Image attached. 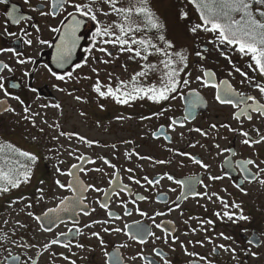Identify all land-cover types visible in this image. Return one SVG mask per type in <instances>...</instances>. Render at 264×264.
<instances>
[{
    "label": "flooded vegetation",
    "instance_id": "af4514ba",
    "mask_svg": "<svg viewBox=\"0 0 264 264\" xmlns=\"http://www.w3.org/2000/svg\"><path fill=\"white\" fill-rule=\"evenodd\" d=\"M174 1L178 6H180L181 2L189 13V19L181 21V32L186 42L185 44L180 43V45H176L175 50L179 51L181 49H186L190 54L189 68L186 70L192 73L190 77L192 81L190 87L198 89L201 96L206 101V105H201L200 108L193 113L195 119H190L185 122V127L183 128L177 127L175 132H172L168 128V118L175 117L183 121L184 116L187 115L186 101L177 99L157 104L144 98L132 101L128 105H121L111 98H98L91 89V84L95 80V74L91 73L88 67L77 69L76 71L80 75L91 76V80H82L80 83L69 81L67 85H65L63 82L50 78L42 65L49 64L50 67H53V69L58 72L71 70V66H66L64 70L57 69L52 63V56L55 52V44L59 34H53L48 29L49 27L58 26L59 20L63 19V17L43 18L39 15L38 11L32 10L34 8H39L45 0H30L29 4H25L24 0H9L7 6L0 5V47H17L27 55L34 56L37 60L35 65L29 64L21 66L15 63V58L12 57L11 53L0 54V60L10 63L15 69L13 73L5 72L4 75L9 78L10 83L20 84L18 88H10V91L15 95H20L21 99H23L26 104H31L33 111L39 110L38 105L48 102H59L62 106V110L53 108L40 110L41 117L36 118L37 120L41 121L42 119H46L48 122H53V124L59 123L60 128H52V132L44 130V132L41 133L38 131L37 134L40 137L32 142L19 132L8 134L7 129L12 128L7 126L8 124L13 125L15 122L17 125L19 124L24 128H29L26 124L31 122L22 119L24 115L23 106L15 100L5 98L3 94L0 93V100L7 99V104L11 105L16 110L15 113L0 111V145L12 144L22 151L35 153L39 157V151L42 149L45 154L50 155L49 158L47 157V160H39L33 169L35 170L37 167H41L49 172L48 175L44 172V178L36 179L29 188H27V186H29L27 183L8 192L9 195L15 196L14 198L18 200L21 197L18 195L20 192L24 193L22 197H27L25 200L26 202L21 206L22 211L14 213L17 219L15 220V228L12 233L13 238L11 241L15 240L17 244L23 243L24 245H35V247H18L10 243L7 249H5V253L1 255V264H71L72 260H75L76 264H104L105 257L99 241L91 236L93 231L101 233L105 239L109 252H112L116 245H128L126 248L119 249L121 255L125 258V264H145V262L139 259L135 261L129 259L131 256L136 255L141 249H143L145 256L149 259L156 260L157 264H163V261L160 260L159 257H155L152 251L153 248L160 249L166 253L170 264H208V260H210L212 264H236L235 258H228V252L218 248L214 252L213 249L220 244L230 246L231 248L236 244L245 245L248 249L253 250L260 249L264 245V243H261L259 247L256 246L260 241H264V235L260 232V227L264 222V207L258 201V199L260 200L261 196L264 195V185L260 184L263 188L262 192L250 198V195H247V191L246 193L240 192V190L235 187V184H242L246 190L247 187L259 183H248L244 181L243 174L235 168L234 164L229 165L224 163L225 157L232 161L244 158L256 159V153L259 154L260 160H264V145H259L255 149L249 148L240 143L242 137L235 136L227 129H219L218 132L211 130L210 125L213 123L217 125L221 123H230L232 127H240V122L232 119V114L238 112L240 109L233 108L231 105L219 104L214 99L215 89L203 88L200 86L199 82L195 80V76L201 74L199 69L202 66L210 68L216 72L217 80L228 79L237 92L255 95L258 100L264 102V97H261L254 88L249 87L247 83L243 85L240 83L242 77L239 73L233 71L232 66L235 65L239 67L250 76L258 74L253 73L248 68L250 57L241 56L237 51L228 52V55L231 56V64L221 56L219 52H211L208 54V58L205 61L197 63L194 51L198 44L201 46L206 45L207 40L211 39V34L201 32L197 35H193L188 32L187 29L190 28L192 24L200 22L198 13L195 8L188 3V0ZM12 4L17 6L21 14L31 15L33 20L30 22H22L19 25L9 23L7 25L8 31L17 33V37H19L23 35L20 31L21 29H27V31L34 33V29L30 27V25L34 23L39 24L42 29L41 38L49 40L52 47L38 45L26 47L17 37L4 35V12L7 8H10ZM44 10H47V8ZM83 31L84 29L81 32L83 33ZM137 35L139 36L141 33ZM148 35L157 37L159 33L153 30ZM87 46V39L82 40L80 47H78L75 53L74 62H82V58L86 55L83 49ZM207 46L211 48V45ZM108 47L113 52L114 57L119 53L118 49H112L111 46ZM95 55L100 56L102 54L95 53ZM111 64L99 67L101 70V79L103 81H106L104 73L107 75L108 73H112L114 76ZM33 68H35L36 71L32 74L31 78L23 75L26 69L30 70ZM229 72H232L231 76H229ZM159 81L160 74L158 73L155 84L159 85ZM141 83L145 86L148 85L147 83H143L142 80ZM25 85L37 87L39 89L38 93L33 94L29 92ZM53 85L66 88V92L57 91ZM113 85L115 86V82H113ZM69 92H71L72 95H69ZM37 95L40 97L39 99L36 98ZM77 95L83 97L84 100L77 101L75 99ZM233 98L237 101L239 100V96H234ZM189 99H191V97H189ZM85 100L86 102H84ZM101 104L104 106L103 109L100 107ZM2 107H4V105H0V108ZM241 108H243V105H241ZM162 109H168V111L158 118L153 116L151 119L141 120L142 116H152L154 112H160ZM82 112L84 115H81ZM253 116L254 119L252 121H248L244 117L241 119L243 120L244 130L249 131L251 135L255 136V129H260L264 132V118L257 116L255 113H253ZM117 117H124V119H117ZM161 125H164L163 132L170 135L171 140H165L163 138V134L160 131ZM197 127L208 131L209 135L205 137L195 131H190V129ZM60 131L66 133H79L88 139L97 140L100 143L89 147L79 142L75 137L69 139L67 136H59ZM153 132H156L160 138H154L152 135ZM181 133H183V136H181ZM54 136L59 138L53 139ZM223 137H227V139ZM125 141H131L132 143H125ZM197 141H199L198 144ZM216 143H219L222 148H232L237 154L236 157H232L229 153L218 156V150L213 146ZM113 144L116 145L115 149L112 148ZM191 144H196V147H190ZM133 149H135L140 156H150L153 160H170L171 163L154 165L152 160H142L135 155H133L131 159H128L125 153L131 152ZM168 149L187 151L202 157L211 167L208 172H206L198 165L193 164L187 157L176 155L175 151L170 152ZM69 151H75L77 155L83 154L86 157L96 160L95 164H85L84 166L86 168L100 167L103 169V172L90 171L86 175L79 173L78 170L77 172L85 185L93 184L96 187L105 189L108 192V196L105 197L103 192L87 191L85 193L86 200L80 207L89 211L90 215H77L76 213L62 214V219L65 223L60 224L58 227L52 226L53 230L51 232H44L40 229L35 219L30 217L28 213L32 212L35 215H41L47 208L55 207L59 203L60 197L71 195L69 192L56 187L54 183L55 179H60L66 183L69 177L58 176L57 174L53 175L52 173V170H55L58 164V160L55 159L57 155L61 156L59 161H63V164L59 165L62 169L66 170L71 164L78 163L74 156L68 155ZM100 156H105L111 160L119 169V178L111 186L109 185V180L114 170L104 165L103 162L98 159ZM20 159L23 163V158ZM127 168L134 169V172L131 174L128 173L125 171ZM224 171L230 174V178L226 177L218 181H210L208 179L209 172L212 175H222ZM165 172L180 179L193 175L202 177L204 183L209 185L207 189L209 194L215 192L218 193L220 197L227 200L229 204L233 201L241 204L244 209V214L250 216V221L233 223L226 218L222 220L215 216L216 212L224 211L223 205L219 200L213 197V200L210 201L207 198L195 197L191 194L188 195L187 199L181 197L178 201L180 208L168 213V207L173 206V201H176L177 196L181 195L180 186L164 179L155 187L150 188L146 184L141 187L128 180L129 175H135L138 179H141L145 175L149 178H156L163 175ZM41 180L45 181L44 187L47 194L44 200L37 202L35 194H37L36 189ZM141 183H144L142 179ZM124 185L129 186L130 193L120 191ZM172 188H175L176 191H170ZM196 190L204 192L205 188L201 185H197ZM114 191H120V195L117 197L113 194ZM53 192L56 193L53 194ZM137 195H145L148 197L146 201H137L141 210L148 211L150 214L154 211L167 213L164 216L157 217L156 220L158 223L164 221L165 227L171 229L172 234L179 237V241L173 244L170 238L168 244H165L163 239L154 242L150 239L146 245H139L129 240L123 233H104L102 231L104 227L123 228L124 223L131 224L133 220H140L145 225L151 226V220L139 216L135 212L134 206L129 202L131 199H136ZM245 196L253 202V207L249 204H245V201H243ZM158 197L159 200L157 199ZM98 201L108 203L109 208H101ZM121 201L128 202L129 209L133 211L132 216H124ZM28 203H32L33 207H27ZM254 203L256 206H254ZM91 209H95V211H91ZM109 210L122 217V219H112L109 224L93 225L91 228L84 227V225L92 224L94 220L104 221L110 219L107 215ZM228 210L238 211L231 208ZM3 214H5V211L0 212V215ZM209 220L214 223H206V221ZM17 222H19V224ZM75 222H78V227L82 230L81 233L78 234L75 229H73L71 233H68V229L72 228ZM20 225L23 226L21 227ZM193 229H196V231L193 232ZM152 231H154L157 236L163 238L164 233L161 230L152 228ZM62 232L67 233V235L59 236L58 234ZM221 232L227 236H231L232 239L225 240L221 238ZM52 239H59L60 243L53 245L49 250L45 251L42 246ZM249 239L253 240V244L250 245L248 243ZM198 241L201 243H197ZM76 243L83 244L85 247L77 248L75 247ZM181 243H183L184 247H181ZM63 244H71V247L65 248ZM10 246L11 248H9ZM185 248L187 249V253ZM9 252L13 256H19L20 259L16 262L7 260L6 257H8ZM60 253L67 256L68 260L63 259ZM191 253L198 255H190ZM53 254H55V256H53ZM200 257H207V260H201ZM243 263H245V261H243ZM248 264L253 263L248 262ZM258 264H264V260Z\"/></svg>",
    "mask_w": 264,
    "mask_h": 264
},
{
    "label": "snow or ice",
    "instance_id": "6c2138e0",
    "mask_svg": "<svg viewBox=\"0 0 264 264\" xmlns=\"http://www.w3.org/2000/svg\"><path fill=\"white\" fill-rule=\"evenodd\" d=\"M24 3L29 4L30 0H24ZM188 3L197 11L200 22L192 24L187 31L193 35H197L201 32L211 34V39L207 40L206 45H197L194 51L195 57L197 58L196 62L200 63L201 61H205L208 58V54L211 52H219L220 55L228 60L230 64L231 56L228 55L229 51H237L241 56L250 57L248 68L258 75L250 76L247 72L242 71L235 65L232 66L233 71L239 73L242 77L240 81L242 85L247 83V85L254 88L261 97H264V79H262L264 78V0H188ZM8 4L9 0H0V5L7 6ZM122 5L123 0H45L39 8L32 9L33 11H38L39 15L43 18L63 17V19L59 20L58 26L49 27L48 29L53 34H59L58 40L55 44V52L52 56V63L57 69L64 70L66 69V66H71V70L58 72L54 70L53 67H50L49 64H44L42 67L50 78L63 82L65 85H67L69 81L80 83L82 80H91V76L80 75L76 71L77 69L88 67L90 72L95 74V80L91 84V89L97 97L103 99L111 98L121 105H128L132 101L144 98L157 104L177 99L186 101L187 115L184 116L183 121H180L175 117L168 118V128L172 132H175L177 127L183 128L185 127V122L190 119H195L193 113L199 109L201 105H206V101L201 96L199 90L190 87L192 83L190 79L192 73L186 71L189 68L190 54L186 49H181L179 51L175 50L176 45L173 41L168 40L163 34L165 31V24L153 11L150 5V0H128L127 6ZM45 8H47V10H44ZM177 15L181 20L189 19V13L187 11H181ZM4 16V35L9 37H17V33L8 31L7 25L9 23L19 25L22 22H30L33 20L31 15L21 14L15 4H12L10 8L6 9ZM110 16L116 17L111 23L100 19V17ZM30 27L34 29L35 34L27 31V29H21L20 31L23 35L17 37L23 45L26 47H33L35 45L52 47L49 40L41 38L42 29L39 24H31ZM82 29H84L83 33L81 32ZM152 30L159 33L156 39L159 42H162L163 46L154 43L153 38L148 35V32ZM138 33H141V35L138 36ZM84 39H87L88 41V46L83 49L86 55L82 58V62H74L73 54L76 49L80 47L81 40ZM207 45H211V48ZM108 46H111L112 49H118L120 54L130 53V59L139 58L140 60L145 61L142 70L134 73L129 81L121 80L118 77H114L112 73H108V82L105 83L101 79L99 65L111 64L114 58H118L113 56V52ZM4 53H11L12 57L15 58V63L21 66L29 64L35 65L37 63L34 56L27 55L24 51L19 50L14 46L0 47V54ZM95 53H101L102 55L97 56ZM152 55L162 57L159 61V65H162L160 84H150L145 86L141 83V80L146 78L149 72L156 71L158 68V65L148 63L149 57ZM14 71L15 69L10 63L0 60V93H2L5 98L15 100L23 106L24 115L22 116V119L30 121L32 126L36 127V118L41 117L40 110L48 108L62 110V106L59 102H48L38 105L39 110L33 111L31 104H26L25 101L21 99L20 95H15L10 91V88H18L20 87V84L10 83L9 78L5 76L4 73H13ZM35 71V68L30 70L26 69L23 75L31 78ZM199 71L201 74L196 75L195 80L199 82L200 86L203 88L215 89L214 99L216 102L221 105H231L233 108L240 109L238 112L232 114V119L239 121L240 127H232L230 123H221L219 125L213 123L210 125V129L217 132L219 129H227L235 136L242 137L240 143L249 148L255 149L259 145H264V132L260 129H255V136L251 135L249 131L244 130L243 120L241 119L244 117L248 121H252L254 119L253 113L264 118V102L258 100L255 95H248L245 92H237L228 79L217 80L216 72L210 68L202 66ZM231 75L232 72H229V76ZM113 81H115V86L113 85ZM25 87H27L28 91L33 94H37L39 91L37 87H31L29 85H25ZM53 87L59 92H66V88L59 87V85H53ZM68 94L72 95L71 92ZM234 96H239V100L237 101L234 99ZM189 97H191V99H189ZM36 98L39 99L40 97L37 95ZM75 99L77 101L84 100V98L79 95L75 96ZM84 102H86V100ZM0 105H4V107L0 108V111L16 112L15 108L7 104V99L0 100ZM241 105H243V108H241ZM100 107L103 109L104 106L101 104ZM166 111H168V109L154 112L152 116H142L141 120L151 119L153 116L158 118L164 115ZM81 115H84V113L82 112ZM117 119H124V117H117ZM41 122L43 124H48L46 119H42ZM48 126L50 128H60L59 123H54ZM163 129L164 125H161L160 131L163 134V138L165 140H171V136L166 132H163ZM190 131H195L205 137L209 135L208 131L198 127L190 129ZM40 132H44L42 127L40 128ZM152 135L154 138H160L156 132H153ZM59 136H67L69 139L75 137L79 142L89 147L100 143L97 140L88 139L84 135L75 132L66 133L60 131ZM181 136H183V133H181ZM58 138L59 137L56 136L53 137V139ZM223 138L227 139V137ZM36 139V137H33V140ZM125 143L132 142L125 141ZM198 143L199 141H197V144ZM200 146L204 147L203 145ZM213 146L218 150V156L223 155L224 153H229L232 157H236L237 155L232 148H222L219 143H216ZM190 147H196V144H191ZM112 148L115 149L116 145L113 144ZM168 151H175L176 155L187 157L193 164L198 165L206 172H208L211 167V165L206 163L202 157L190 152L173 149H168ZM68 155L74 156L78 163L71 164V166L65 170L59 166L63 164V161H58V164L55 167L56 174L58 176H67L69 179L66 183L60 179H55L54 183L56 187L69 192L71 195L60 197L59 203L55 207L47 208L41 215H35L32 212L28 213L30 217L35 219L40 229L44 232H51L53 230L52 226L58 227L60 224L65 223L62 219V214L76 213L77 215H90L89 211L80 207V205L86 200L85 193L87 191L103 192L105 197L108 196V192L105 189L96 187L93 184L85 185L78 174L79 172L86 175L90 171L103 172V169L100 167L86 168L84 166L85 164H95L96 160L86 157L83 154L77 155L75 151H69ZM133 155L142 160H152L154 165L171 163L170 160H153L150 156H140L135 149L131 152L125 153V156L128 159H131ZM256 156V159L244 158L236 161L229 160L225 157L224 163L229 165L234 164L235 168L243 174L244 181L248 183L257 182L264 185V160L259 159L258 153H256ZM20 158H23V163ZM98 159L101 160L104 165L114 170L112 177L109 180V185L111 186L119 178V169L105 156H100ZM39 160L40 157L35 153L22 151L12 144L0 145V194L8 193L13 189L19 188L22 184L29 183L33 175V169ZM125 171L131 174L134 172V169L127 168ZM226 177L230 178V174L227 171H224L222 175H212L210 172L208 174V179L210 181L223 180ZM141 179L144 182L143 184L141 183ZM141 179L136 178L135 175L128 176L129 181L140 185L141 187H143L144 184L148 185L150 188L155 187L164 179L180 186L181 195L177 196L176 201H173V206L168 207V213L180 208L178 201L181 197L187 199L188 195L191 194L195 197L207 198L210 201L213 200V197L219 200L223 205L224 211L216 212L215 216L222 220L226 218L228 221L237 223L239 221H250L251 219L250 216L244 214V209L241 204L236 203L235 201L229 204L227 200L220 197L218 193L215 192L209 194L207 191L209 185L204 183L202 177L193 175L180 179L165 172L163 175L156 178H149L145 175ZM39 183L41 186L36 189V193L38 194L36 197L37 202L44 200L47 194L44 187L45 181L41 180ZM197 185L203 186L205 191H197ZM235 187L238 188L240 192L246 193L242 184L237 183L235 184ZM120 191L130 193V188L128 185H124ZM120 191H114L113 194L118 197ZM170 191L175 192L176 189L172 188ZM26 199L27 197L19 198L20 201ZM157 199L159 200V197ZM146 200H148L147 196L137 195L136 199H131L129 202L134 206L135 212L139 216L151 220L152 224L150 227L142 223L140 220H133L131 224L124 223L123 228L104 227L102 228V231L104 233H123L129 240L134 241L139 245H146L150 239L153 242L163 239V242L168 244L170 238L172 243L175 244L179 241V237L173 235L172 230L165 227L164 221L158 223L156 220L157 217L164 216L167 213L154 211L150 214L148 211L141 210L137 201ZM12 203H17V201H12ZM98 203L103 209L109 208L108 203L102 201H98ZM121 205L123 207L124 216L130 217L133 215V211L128 207V202L121 201ZM27 207H33L32 203H28ZM229 208L238 211H229ZM91 211H95V209H91ZM107 215L110 219L104 221L94 220L92 221V224L84 225V227L91 228L93 225L109 224L112 219H122V217L114 214L110 210L107 212ZM5 223H7V221H5ZM17 223L19 224V222ZM206 223L212 224L214 222L209 220L206 221ZM20 226L22 227L23 225ZM152 228L161 230L164 233L163 238L157 236L156 233L152 231ZM73 229H75L78 234L82 231L78 227V222L73 223V227L68 229V233H71ZM192 231L195 232L196 229H193ZM58 235L65 236L67 233L62 232ZM91 236L99 241L105 257L104 264H125V258L121 255L119 249L128 247L127 244L116 245L114 250L109 252L107 250L105 239L100 232L93 231ZM220 237L225 240L232 239L231 236H227L223 232L220 233ZM0 240L9 241L10 237L7 233H3L0 235ZM11 243L18 247H35V245H24L23 243L17 244L15 240H12ZM59 243V239H52L42 247L47 251L53 245ZM197 243L201 242L198 241ZM248 243L250 245L253 244V240L249 239ZM261 243H264V241H260L256 246L259 247ZM63 247L70 248L71 244H63ZM75 247L84 248L85 245L76 243ZM181 247H184L183 243H181ZM217 248L225 252H231L235 255V249L230 246L220 244L217 245L213 251L215 252ZM152 251L155 257H159L160 260L163 261V264H170L166 253L162 250L153 248ZM185 251L187 253L186 248ZM190 255L198 254L191 253ZM248 255L256 257L258 256V253L249 250ZM53 256H55V254H53ZM60 256L63 257V259L68 260V257L64 256L63 253H60ZM6 259L16 262L20 257L13 256L9 252ZM129 259L133 261L139 259L140 261L145 262V264H157L156 260L149 259L145 256L143 249ZM200 259L207 260V257H200ZM71 264H76V261L72 260ZM208 264H212V262L208 260Z\"/></svg>",
    "mask_w": 264,
    "mask_h": 264
},
{
    "label": "rangeland",
    "instance_id": "374dc122",
    "mask_svg": "<svg viewBox=\"0 0 264 264\" xmlns=\"http://www.w3.org/2000/svg\"><path fill=\"white\" fill-rule=\"evenodd\" d=\"M127 4H128V0H123L122 6H127ZM150 5L153 11L156 13V15L165 24V31L163 34L166 36V38L168 40L173 41L175 45H180V43L185 44L186 41L185 38L183 39L184 36L181 32L182 20L179 19L177 15L181 11H187L185 6L182 5L181 2H180V6H178V4L174 0H150ZM100 19L108 23H111L112 20L116 19V17L115 16L100 17ZM152 31L148 32V34H150ZM151 37L154 39L153 41L154 43H158L160 44V46H163L162 42H159L156 39V37H154V35H151ZM130 55H131L130 53H123V54L118 53L115 55V57L118 58H114L113 63L111 64L112 71L114 72V77H118L121 80L129 81L134 73L142 70V66L145 63V61H142L139 58L130 59L129 58ZM161 59L162 57L158 55H152L149 57L148 63L156 64L158 65V68L156 71L149 72L147 77L142 79L143 83H147L148 85H150L151 83L155 84L158 73L160 74V78H161L162 65H159V61ZM99 67H103V65H99ZM104 76L106 78V81L104 82H108L107 74L104 73ZM36 124L37 126L33 127L32 124L29 123L26 124L29 126V128H24L19 124L17 125L14 122L13 125L10 124L7 125L12 127L7 129V131L8 134L19 132L21 135H23L25 138L30 139L32 142H33V137H36L37 139L40 137L37 133L38 131L40 132L41 127L48 132H52V128H50L48 125H52L53 122H48V124H43L40 120L36 119ZM39 155H40V160H47L46 157L48 158L50 157V155L45 154L42 149H40ZM55 159L59 161L61 159V156L57 155ZM44 172H46L47 175L49 173L46 169H43L41 167H37L35 170H33V175L30 182L28 183L29 186H27V188H29L31 184H33L34 181H36V179L44 178L45 176ZM52 173L53 175H56L55 170H52ZM40 186H41L40 183H38L37 188ZM246 191H247V195H250V198H252L255 197L256 194L262 192L263 188L261 187L260 184H254L250 187H247ZM55 193L56 192H53V194ZM18 195L22 197L24 193L20 192ZM14 197L15 196L9 195V193L0 194V212L5 211V214L0 215V235H2L3 233H7L8 236L10 237L9 241L0 240V258L1 255L5 253V249H7V246L10 245L11 239L13 238L12 233L14 232V228H15L14 225L15 220L17 219V216L14 215V213H16L17 211H22L21 206L26 202L25 200L20 201L18 199H15ZM35 197H37V194H35ZM247 198L248 197L245 196L243 201H245V204H249L251 207H253V202ZM17 200H18L17 203H12V201H17ZM258 201L264 207V195H262L260 200L258 199ZM254 206H256L255 203ZM5 221H7V223H5ZM260 232L262 235H264V222L260 227ZM9 248H11V246ZM233 248L235 249V255H233V253L231 252H228V258L229 259L235 258L236 264H248V262H252L253 264H258L262 260H264V245L257 250L248 249L245 245L243 246L239 244L234 245ZM249 250L252 252H257L258 256L252 257L248 255ZM243 261H245V263H243Z\"/></svg>",
    "mask_w": 264,
    "mask_h": 264
},
{
    "label": "water",
    "instance_id": "95a60500",
    "mask_svg": "<svg viewBox=\"0 0 264 264\" xmlns=\"http://www.w3.org/2000/svg\"><path fill=\"white\" fill-rule=\"evenodd\" d=\"M83 30V29H82ZM81 30V31H82ZM82 41V40H81ZM81 43V42H80ZM78 49V48H77ZM77 49H76V51H77ZM55 50V49H54ZM76 51H75V53H76ZM75 53L73 54V59L75 58Z\"/></svg>",
    "mask_w": 264,
    "mask_h": 264
}]
</instances>
